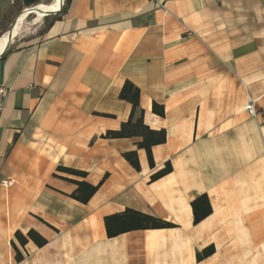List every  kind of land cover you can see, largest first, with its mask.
<instances>
[{
	"label": "crops",
	"instance_id": "1",
	"mask_svg": "<svg viewBox=\"0 0 264 264\" xmlns=\"http://www.w3.org/2000/svg\"><path fill=\"white\" fill-rule=\"evenodd\" d=\"M15 1L0 0V18ZM127 81L144 123L166 131L153 168L141 138H104L130 118ZM250 100L264 110V0H72L0 60V264H264V125ZM70 180L100 187L82 203ZM202 195L212 213L195 224ZM127 210L174 227L110 238L106 218ZM31 230L48 243L21 245Z\"/></svg>",
	"mask_w": 264,
	"mask_h": 264
},
{
	"label": "trees",
	"instance_id": "2",
	"mask_svg": "<svg viewBox=\"0 0 264 264\" xmlns=\"http://www.w3.org/2000/svg\"><path fill=\"white\" fill-rule=\"evenodd\" d=\"M15 6H18L19 12H21L26 7L24 6L23 0H16L14 3ZM72 4V0H65L62 10L53 16H46L44 18V28L41 31L43 35L56 21H59L67 14L69 8ZM54 12V11H53ZM23 13V12H22ZM21 13V14H22ZM33 14H30L28 17H31ZM1 36V35H0ZM16 47H10L1 60L6 59ZM120 98L129 102L132 105V111L130 118L127 122L123 123L120 130L117 131H108L104 138L106 139H122V138H141V141L138 142L137 146L139 149H144L147 152L148 160L150 166L153 168L155 166L154 158L152 155V148L156 145L164 144L167 140V135L165 130H152L144 123V110L140 106V89L135 86L133 83L127 81L120 93ZM154 113L164 116L165 111L164 107L158 104L153 105ZM124 158L136 169L140 170V162L138 158L137 151H130L124 154ZM59 171L65 172L71 175L86 177V173L74 169H68L64 167H59ZM172 171V166L168 163L164 169L157 172L152 176V180L159 179ZM78 185V188L74 193L71 194V197L79 202L87 203L91 197L96 193L100 184L93 186L88 184L85 181H74L70 180ZM193 214H194V223L198 224L206 217L212 213V206L208 196L202 195L195 199L192 202ZM106 229L108 236L115 237L122 233L137 230V229H160V228H171L174 227L173 224L166 222L160 218L135 212L132 210H127L126 212L106 218ZM16 238L21 245L25 246L29 240L33 241L38 247L45 246L48 241L37 233L34 230L28 232L27 237L24 236L21 232L16 233ZM17 255L16 259L18 262H21L24 257L19 252L15 244L13 243ZM215 252L214 246H209L204 249L202 252L197 254L198 260H202L206 257H209Z\"/></svg>",
	"mask_w": 264,
	"mask_h": 264
},
{
	"label": "rangeland",
	"instance_id": "3",
	"mask_svg": "<svg viewBox=\"0 0 264 264\" xmlns=\"http://www.w3.org/2000/svg\"><path fill=\"white\" fill-rule=\"evenodd\" d=\"M54 0H41L37 3L38 7H45L51 5ZM16 2V1H15ZM36 6V5H35ZM36 7H34L35 9ZM24 9L19 12L18 6L13 4L0 18V38L8 33L11 29L12 23L15 21L17 17L21 15ZM28 11V10H26ZM24 11L23 13H25ZM33 14L31 17L26 16L24 23L22 25V29L19 32L18 36L13 40L11 46L16 47L19 45H24L29 41H32L41 35V31L44 28V18L46 16ZM7 46V45H6ZM6 46L0 52H3ZM10 46V47H11Z\"/></svg>",
	"mask_w": 264,
	"mask_h": 264
},
{
	"label": "bare ground",
	"instance_id": "4",
	"mask_svg": "<svg viewBox=\"0 0 264 264\" xmlns=\"http://www.w3.org/2000/svg\"><path fill=\"white\" fill-rule=\"evenodd\" d=\"M38 6L39 5H37L35 9H34V7L29 8V9H27L28 11L24 10L26 12L22 13L19 16V18H18L17 22L15 23L11 33L8 32V33H6L4 36H2L0 38V51L3 50V48L8 44V42H10V37L11 36L14 39L18 36L19 32L22 29V25L24 23V20H25V18L27 16L28 12H30V11L38 12V15H40V16H43L42 11L43 12H53V11L55 12V11H57L60 8L61 0H54L51 5H48V6H45V7H41V6L38 7ZM1 53L2 52H0V54Z\"/></svg>",
	"mask_w": 264,
	"mask_h": 264
},
{
	"label": "built area",
	"instance_id": "5",
	"mask_svg": "<svg viewBox=\"0 0 264 264\" xmlns=\"http://www.w3.org/2000/svg\"><path fill=\"white\" fill-rule=\"evenodd\" d=\"M151 2L156 3L158 6H163V0H150ZM246 112L253 118H261V122L264 125V110H258L256 102L254 100H250L245 107ZM4 187H11L14 185L13 179H6L2 182Z\"/></svg>",
	"mask_w": 264,
	"mask_h": 264
},
{
	"label": "water",
	"instance_id": "6",
	"mask_svg": "<svg viewBox=\"0 0 264 264\" xmlns=\"http://www.w3.org/2000/svg\"><path fill=\"white\" fill-rule=\"evenodd\" d=\"M39 1H41V0H23L24 6L26 7L24 10H27V9H29V8H32V7H36V6H37V3H38ZM64 3H65V0H61V6H60V8H59L57 11H55V12H43V11H42V14H43L44 16H53V15H56V14H58V13L62 10V8H63V6H64ZM35 5H36V6H35ZM30 14H37V13H35V12H33V11H30V12H28L27 15L29 16ZM18 18H19V17H17V18L15 19V21L12 23V26H11V29H10L9 33H11V31H12V29H13L15 23L17 22ZM13 40H14V38H12V36H11V37H10V42H8L6 48H5L4 51L0 54V60H1V58L3 57V55H5L6 52L8 51V49L10 48V46H11Z\"/></svg>",
	"mask_w": 264,
	"mask_h": 264
}]
</instances>
